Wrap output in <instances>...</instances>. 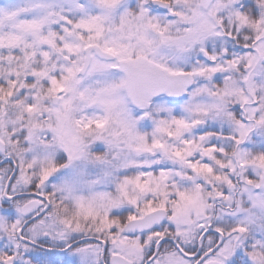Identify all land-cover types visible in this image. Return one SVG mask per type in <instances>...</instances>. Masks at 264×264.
<instances>
[{
    "label": "snow or ice",
    "instance_id": "1",
    "mask_svg": "<svg viewBox=\"0 0 264 264\" xmlns=\"http://www.w3.org/2000/svg\"><path fill=\"white\" fill-rule=\"evenodd\" d=\"M0 264H264V0H0Z\"/></svg>",
    "mask_w": 264,
    "mask_h": 264
}]
</instances>
